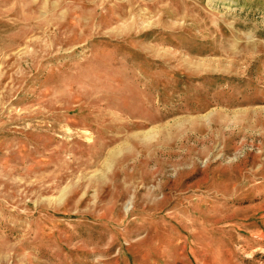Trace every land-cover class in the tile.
<instances>
[{
  "label": "rangeland",
  "instance_id": "1",
  "mask_svg": "<svg viewBox=\"0 0 264 264\" xmlns=\"http://www.w3.org/2000/svg\"><path fill=\"white\" fill-rule=\"evenodd\" d=\"M0 264H264V0H0Z\"/></svg>",
  "mask_w": 264,
  "mask_h": 264
}]
</instances>
